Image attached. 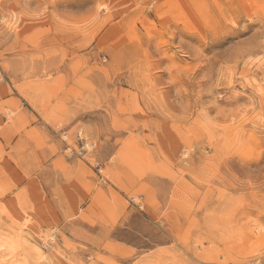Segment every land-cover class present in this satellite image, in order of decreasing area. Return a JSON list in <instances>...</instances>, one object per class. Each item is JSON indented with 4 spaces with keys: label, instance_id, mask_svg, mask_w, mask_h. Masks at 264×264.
<instances>
[{
    "label": "rangeland",
    "instance_id": "obj_1",
    "mask_svg": "<svg viewBox=\"0 0 264 264\" xmlns=\"http://www.w3.org/2000/svg\"><path fill=\"white\" fill-rule=\"evenodd\" d=\"M0 264H264V0H0Z\"/></svg>",
    "mask_w": 264,
    "mask_h": 264
}]
</instances>
